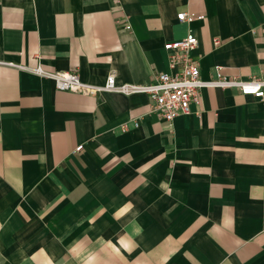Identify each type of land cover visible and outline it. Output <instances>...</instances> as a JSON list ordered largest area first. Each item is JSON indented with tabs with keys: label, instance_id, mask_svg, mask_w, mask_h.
<instances>
[{
	"label": "crops",
	"instance_id": "obj_1",
	"mask_svg": "<svg viewBox=\"0 0 264 264\" xmlns=\"http://www.w3.org/2000/svg\"><path fill=\"white\" fill-rule=\"evenodd\" d=\"M189 34L202 80L264 78V0H0V264H264V98L170 125L20 68L149 85Z\"/></svg>",
	"mask_w": 264,
	"mask_h": 264
},
{
	"label": "built area",
	"instance_id": "obj_2",
	"mask_svg": "<svg viewBox=\"0 0 264 264\" xmlns=\"http://www.w3.org/2000/svg\"><path fill=\"white\" fill-rule=\"evenodd\" d=\"M180 21L205 19L190 13H180ZM130 29L129 26L126 28ZM195 35L189 34L182 40L169 42L165 45L168 52L169 67L172 73H160L155 82L149 85L133 83H118L115 75H110L104 85H93L81 80L76 72H48L42 67L29 70L35 75L54 81L60 91L71 92L85 96H96L104 93H119L125 96L138 94L148 95L151 99L150 111L157 114L168 124H172L180 116L191 113V105L200 101L199 93L205 88L237 89L242 95L264 98V78L250 79L227 78L218 70L217 77L210 81L201 79L200 63L192 57V52L198 46ZM221 41H215L219 45ZM138 124H136V127ZM127 131V127H124ZM82 146L77 148L81 151Z\"/></svg>",
	"mask_w": 264,
	"mask_h": 264
}]
</instances>
